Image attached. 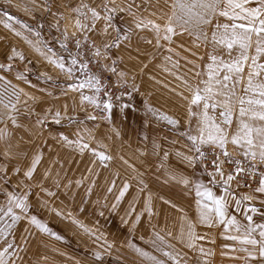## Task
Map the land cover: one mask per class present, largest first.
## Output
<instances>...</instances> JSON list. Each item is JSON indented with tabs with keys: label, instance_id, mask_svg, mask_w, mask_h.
<instances>
[{
	"label": "rangeland",
	"instance_id": "1",
	"mask_svg": "<svg viewBox=\"0 0 264 264\" xmlns=\"http://www.w3.org/2000/svg\"><path fill=\"white\" fill-rule=\"evenodd\" d=\"M81 2L0 0V63L12 65L11 70L0 69V77H3L0 79V94H3L0 100L4 104L10 100L16 102V97L11 95L13 85L24 90L18 93L20 101L15 111L0 104V130L6 134L0 139V167L6 168V172H0V205L6 200L5 189L21 193L31 186V214L37 215L61 237L57 240L42 233L23 219L16 223L6 240L0 239V250L8 242L13 243L10 249V253H15L13 264H153L152 260L138 254L136 248L165 264H173V261L158 249L171 252L180 264H245L246 253L238 252L237 248L233 251L231 240L227 239L224 247L219 246L223 236L231 233L222 232L216 224L208 227L200 222L195 189L197 184H204L207 177L196 164L189 166L184 159L193 155L188 136H199L203 124L202 108L193 107L194 114L189 115L186 98H190L191 90L197 86L203 88L202 81L208 79L209 65L215 67L211 56L231 62L238 55L233 50L232 56H229L226 48L212 41L214 25L230 21L217 17L203 29L207 38L201 35L199 40L195 34L181 32L177 28L171 43L161 39L157 46L156 33L150 25L137 29L133 16L118 12L114 14V26L120 28L121 35L125 28L130 29V40L120 41L119 47L109 48L107 58L93 57V42L98 46L112 43L117 34L109 29L104 35L103 20L96 22L94 30L79 29L76 19L91 24L90 13L85 16L74 11ZM83 2L95 6L100 0ZM130 2L116 0V4L124 7ZM174 2L135 0L133 11L146 21L164 25L173 11ZM136 5H140L139 9ZM176 11L179 12V9ZM82 12L87 13V10L82 9ZM5 13L15 17L10 23L20 35L4 27ZM160 35L163 36V31ZM84 37L88 38L87 45L83 42ZM77 38L81 40L79 51L89 62V73L102 82L100 99L107 101L111 96L113 107L110 113L102 106L96 108L87 101L81 105L79 92L68 90V85L86 78L83 73L77 70L74 79H69L65 72L48 60L50 56L53 59L62 58L68 65L72 58L69 53L75 55L78 51ZM148 40L152 43H147ZM62 41L66 43V48L61 47ZM13 49L24 58L8 61L7 56L12 54ZM113 61L116 73L105 71V67L111 66ZM120 72L125 73L123 78L118 75ZM246 73L247 68L243 79L233 88L231 125L222 123V108L209 110V115L229 136L235 134L238 128V98L247 99L251 95L244 91ZM223 74L220 73L221 76ZM18 75L22 79H17ZM84 94L93 93L85 89ZM30 96L36 99H30ZM65 105L68 106V116L75 117V122L63 118L60 124H56L49 116L42 129L36 124L48 109L63 113ZM5 113L16 117V125ZM88 114H94L97 119L86 120ZM163 115L179 123L173 126L161 118ZM79 121H85V125L94 130L97 140L107 145L108 154L114 157L107 167L100 166L90 152L81 154L59 141L61 134L76 139L75 131L81 127ZM227 149L229 152L237 151L231 143ZM5 151L9 153L7 157L4 156ZM36 155L41 156V161L33 180L28 181L23 173ZM124 160L132 167L124 164ZM16 168L20 169L19 173H15ZM170 173L187 177L190 185L185 187L177 183L170 178ZM5 179L7 184L3 183ZM38 183L43 187L37 186ZM125 184L128 189L117 203ZM232 186L239 193H256L237 187L233 182ZM45 190L55 195L49 196ZM149 196L151 217L144 210ZM114 204L115 209L112 207ZM57 211L62 215H56ZM136 215H140V222L133 228ZM254 217L257 223H263L262 212H257ZM73 220L78 223H73ZM189 224L194 226L192 230L198 237H204L193 241L194 247L191 248L187 246ZM0 227L3 225L0 224ZM182 230L183 240L180 238ZM157 236L163 237V243ZM97 252L101 253L102 260L96 259ZM247 264L256 262L247 259Z\"/></svg>",
	"mask_w": 264,
	"mask_h": 264
},
{
	"label": "snow or ice",
	"instance_id": "2",
	"mask_svg": "<svg viewBox=\"0 0 264 264\" xmlns=\"http://www.w3.org/2000/svg\"><path fill=\"white\" fill-rule=\"evenodd\" d=\"M133 5L135 0H131L127 7L116 4V0H100L99 4L91 6L88 3H84L83 0L74 11L78 15H87L90 13L91 24H84L80 19L75 20L76 26L81 30H88L89 28L95 29L96 22L99 20L105 21L103 28V34L107 35L109 29L116 32V39L112 43H106L102 46H98L94 42L92 43V55L93 57H105L107 58L108 49L111 47H119L120 41L130 40V29L125 28L123 35L119 27L114 26V14L115 13H128L136 20L135 27L137 29H143L151 26V29L156 33V44L159 46L161 39L171 43L172 37L177 34V28L181 32H189V34H195L196 39L199 40L201 35L207 38V33L203 31L205 26L211 25L213 20L217 17H223L230 23H219L214 25L215 30L212 33V41L215 44L221 45L228 50L229 56H232L233 50L238 55L231 60V62H225L223 59L216 56H211L210 59L213 62L209 65L208 79L202 81L203 88L197 86L191 90V96L188 99L189 103V115H193V107L202 108L203 124L200 129L199 136L189 135L188 139L192 142L191 151L198 155H188L184 159L188 162L189 166H195L197 159L199 158L201 163L205 158V152L203 147L205 145L219 150L213 152L214 159L212 160L213 171L208 172V176L211 178L213 184L219 182L223 185L222 191L226 195H216L210 187L204 184L196 185V196L198 197L196 203L199 208L200 222L212 227L214 224H220L225 226V232L234 230L235 234L225 236V239H229L237 242L240 245L239 251L246 253L245 264H247L248 258H254L259 256L264 261V224H255L253 221V215L259 210L254 206H248L245 208V219L247 224H241L237 218L233 215L229 217V197L234 202L235 207L239 209L242 202L250 203L256 199L255 195L249 194L237 198L232 194L231 186L235 180L237 187L240 186V180L238 177L243 178L245 176L255 178L257 175L258 166H264V0H175L172 5V13L167 16V21L164 25L155 23L152 20H145L143 17H139L137 12L133 11ZM255 5V6H249ZM139 9L140 5H136ZM82 9H86L87 13L82 12ZM179 9V12L176 10ZM27 11V9H25ZM6 20L3 21V25L9 31H13L16 35H20L15 31L11 21L15 20L9 13H5ZM16 23H20L18 20ZM27 27V25H23ZM42 27V25H41ZM163 31V36L160 33ZM39 35V33H37ZM67 32L65 30V40H67ZM83 42L85 45L89 43L88 38L84 37ZM152 43L151 40L146 41ZM61 47L66 48L65 42H61ZM77 52L75 55L69 53L72 56L68 65H66L62 58L53 59L48 57L50 63H53L62 72H65L69 79H74V73L79 70L85 75V79L78 83L68 85V90L72 92H79L81 105L87 101L89 104L94 105L96 108L103 109L110 113L112 110L111 96H108L107 101L100 99L99 93L102 91V82L99 77L89 73V62L86 61L83 55L80 53L81 40L76 39ZM51 52V49H48ZM171 51V49H169ZM43 54V53H41ZM23 59V55L17 53L15 49L12 50V54L7 56L8 61H12L15 58ZM147 65H145L146 67ZM11 63L7 65L0 63V69L11 70ZM247 68V86L244 89L246 93H251L247 98H238L239 101V123L235 134L229 136L226 130L215 122V118L209 115V110L215 111L217 108H222L220 116L223 117L222 123L225 125H231L233 118L232 99L235 96L233 88L235 84L239 83L243 79V74ZM110 70L112 73H116L115 61L111 66H106L105 71ZM220 73H224L222 76ZM118 75L123 78L125 73L120 72ZM199 75V73L197 74ZM3 79V77H0ZM17 79H22L21 75L17 76ZM52 79V77H48ZM6 83H11L6 81ZM187 83V82H185ZM231 84V86H230ZM87 89L92 92V95H85L84 90ZM138 90V88H137ZM7 91V90H5ZM23 89H17L16 86H12L11 95L16 97V102L4 104L3 100H0V104H3L4 108H10L11 111H15L17 104L20 101L18 93H23ZM3 95V94H0ZM24 95H28L24 93ZM220 97H224L220 100ZM35 100V97H29ZM247 105V107H245ZM151 111V109H149ZM68 106H64V111L60 110L53 112L48 109L43 118L38 119L36 124L43 127L45 121L51 116L54 123L60 124L61 119L67 118L69 121L75 122V117L68 116ZM7 118L12 121L13 125H16V117L10 113H5ZM247 117V119H245ZM162 119L166 120L169 124L175 126L179 123L178 120L172 117L163 115ZM97 117L94 114H88L86 120H96ZM249 121H252L250 123ZM259 122V123H256ZM81 127L75 131L76 139H71L67 135L61 134L58 139L63 144L72 147L74 151H78L81 154L84 152H90L93 157L97 158L100 166L107 167L108 162L112 161L114 157L107 152V145L102 140H97L94 130L88 128L85 125V121L78 122ZM117 136L119 133H116ZM6 134L3 130H0V139H3ZM39 135V132H37ZM95 142V146H93ZM231 143L237 150L235 152H229L227 145ZM8 151L4 152V156H8ZM167 154H165V158ZM41 161V156L36 155L33 157L31 166L23 173V176L28 181L33 180V174L36 171L37 165ZM129 167L127 160L123 161ZM225 165H234V168L227 173L224 168ZM0 172H6V168L0 167ZM20 169L16 168L15 173H19ZM46 178V177H45ZM170 178L177 183L188 187L191 181L184 176H177L174 173H170ZM3 183L7 184L8 180L5 179ZM79 183V182H77ZM19 186V185H17ZM39 187H43L42 184H37ZM128 189V185L125 184L123 190H121L119 197H117V203ZM47 191V190H45ZM254 192L264 195V170L259 172L258 186L254 189ZM6 200L3 205H0V239H7V236L11 234V230L18 221L27 219L28 223L34 226L42 233H47L50 236L55 237L57 240L61 239L59 235L52 232L48 225L39 219L37 215L31 214L32 205L29 202V196L31 195V186L17 193L15 191L4 190ZM47 195L54 196L55 193L47 191ZM151 196L145 202L144 210L148 213L149 217L153 214L150 208ZM167 202V201H166ZM264 205V199L260 201ZM113 209L116 205L114 204ZM83 211V209H81ZM251 213L252 215H249ZM56 215H62L57 211ZM103 215V213H101ZM10 221V222H8ZM125 223L127 221H124ZM140 222V215H136L132 227L135 228L136 224ZM73 223H78L73 220ZM84 227L83 225H79ZM193 225L189 224V231L187 233V239L189 243L188 247H194L192 243L196 239H203L204 237H198L192 230ZM257 228H259L257 238ZM85 231L89 229L85 228ZM171 235V234H169ZM181 240L184 238V232L181 231ZM163 243V237L157 236ZM111 247V245H108ZM168 247H172L168 245ZM13 248V243L8 242L6 246L0 250V264H13V257L15 253H10V249ZM138 254L153 261V264H165L164 261L158 260L154 256H150L147 252H144L140 248L135 249ZM162 255L173 261V264H180V261L171 252L163 251ZM236 251L237 249H232ZM200 251L203 253L204 249ZM179 255V253H177ZM97 260H102L101 253L95 254Z\"/></svg>",
	"mask_w": 264,
	"mask_h": 264
},
{
	"label": "crops",
	"instance_id": "3",
	"mask_svg": "<svg viewBox=\"0 0 264 264\" xmlns=\"http://www.w3.org/2000/svg\"><path fill=\"white\" fill-rule=\"evenodd\" d=\"M204 185H206L207 187H210L213 192L216 194V195H226L222 189H223V185L220 184L219 182L213 184L212 182H209L206 178L204 180ZM220 184V185H219ZM231 191H232V194L234 196H236L237 198H240L244 195H249V194H246V193H239L237 191V189L234 187V186H231ZM252 195H255L256 196V199L250 203H247V202H242L241 203V207L239 209H237L235 207V204L234 202L231 200V198L229 197V203H230V207L228 209L229 211V217L231 216H235L237 218V220L243 225V224H246L247 223V220L245 219V208L248 207V206H254L256 207L259 211L258 212H262V215L264 216V205H262L260 203V201L262 199H264V195L260 194V193H254ZM251 213H249L250 215ZM257 214V213H256ZM255 214V215H256ZM255 215H253V221L255 224H264V221L263 223H257L256 219H255ZM217 228L220 229L222 232H225V226L224 225H220V224H216ZM220 227V228H219ZM258 232H259V228H257V236H258ZM226 233H231V234H235L234 230H230L229 232H226ZM258 238V237H257ZM227 239H225V237L223 236L222 240L219 241V246L220 247H224L225 245H227ZM231 245H232V248H237L239 249L240 248V245L235 242V241H232L231 240ZM238 252H240L238 250ZM248 259H253L254 262H256V264H264V261L261 260V258L257 255L255 256L254 258H248ZM232 262H235V260H233Z\"/></svg>",
	"mask_w": 264,
	"mask_h": 264
},
{
	"label": "built area",
	"instance_id": "4",
	"mask_svg": "<svg viewBox=\"0 0 264 264\" xmlns=\"http://www.w3.org/2000/svg\"><path fill=\"white\" fill-rule=\"evenodd\" d=\"M203 151L206 154L205 158L203 160V163H201L200 159L198 158L195 164H196V166H198L200 169L203 170V172L205 173V175L207 177V180L209 182H211V178L208 176V172L213 171V168H212V160L214 159L213 152L216 151L218 154L219 150H214L213 148L205 145L203 147ZM193 155H198V154L193 153ZM233 168H234V165H225L224 170L227 173L229 170H231ZM261 170H264V166H258L257 175L255 178H251V177H247V176H245L243 178L238 177L237 179L240 180V186L239 187L242 189L248 190V191H254V189L258 186L259 172ZM233 183L235 185H237L235 180L233 181Z\"/></svg>",
	"mask_w": 264,
	"mask_h": 264
}]
</instances>
